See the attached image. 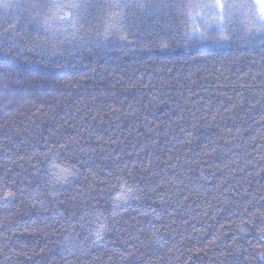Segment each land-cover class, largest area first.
I'll use <instances>...</instances> for the list:
<instances>
[{"label":"trees","instance_id":"obj_1","mask_svg":"<svg viewBox=\"0 0 264 264\" xmlns=\"http://www.w3.org/2000/svg\"><path fill=\"white\" fill-rule=\"evenodd\" d=\"M213 1L0 0V264H264V34Z\"/></svg>","mask_w":264,"mask_h":264},{"label":"snow or ice","instance_id":"obj_2","mask_svg":"<svg viewBox=\"0 0 264 264\" xmlns=\"http://www.w3.org/2000/svg\"><path fill=\"white\" fill-rule=\"evenodd\" d=\"M83 6L79 0H52L51 4L45 5L48 9L45 18L43 21L38 22L35 27L38 31L48 34L52 26L56 23L72 24L76 21L77 13ZM168 6V4L164 3V0H159V2L157 0H116L115 3L109 5V7L114 9L135 8L147 14H151V11H155L158 8ZM3 7L9 8L13 7V5L5 2ZM187 7L189 9V17L193 20L196 18L201 19L206 28L209 24L223 25L230 23L233 16L240 15L248 21L247 31L264 34V0H214L212 3H192L187 5ZM197 8L213 9L214 15L206 17L203 11L194 12L193 9ZM124 19L125 16L122 12L111 13L110 19L105 25V38H108L113 33H119V25L123 23ZM5 31L7 32V30ZM191 31L201 36L203 35L200 32V27H195ZM119 38L121 40L127 39L125 35H120ZM221 38H228L223 30H221ZM163 46L167 47L166 44ZM37 47H40V45H37ZM6 195H11V193H6ZM97 239H100L99 234L97 235ZM259 255L264 260V252H261Z\"/></svg>","mask_w":264,"mask_h":264},{"label":"rangeland","instance_id":"obj_3","mask_svg":"<svg viewBox=\"0 0 264 264\" xmlns=\"http://www.w3.org/2000/svg\"><path fill=\"white\" fill-rule=\"evenodd\" d=\"M214 2V1H213Z\"/></svg>","mask_w":264,"mask_h":264}]
</instances>
